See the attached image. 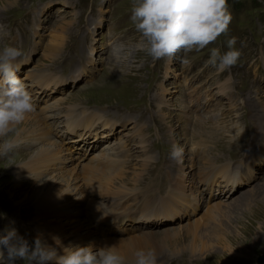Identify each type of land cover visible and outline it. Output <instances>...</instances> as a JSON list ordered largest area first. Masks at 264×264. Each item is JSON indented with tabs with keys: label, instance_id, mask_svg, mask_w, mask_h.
<instances>
[{
	"label": "rangeland",
	"instance_id": "obj_1",
	"mask_svg": "<svg viewBox=\"0 0 264 264\" xmlns=\"http://www.w3.org/2000/svg\"><path fill=\"white\" fill-rule=\"evenodd\" d=\"M228 4L233 19L227 35L200 52H178L172 61L160 59L153 62L136 47L140 36L130 22L131 0H0V49L11 45L24 52L20 59L25 64L21 66L24 68L21 75L28 70L29 75L32 72L42 76V70L51 68L59 73H76L57 83L73 82L63 91L56 88L62 92L52 101L57 97L58 103L54 106H61V116L56 115L58 112L46 111L52 105L29 114L13 133L20 141L19 147L8 157H0V232L6 227H14L30 243L33 236L39 235L36 224L30 223L32 209L23 210V217L18 214L17 205L27 198L26 195L14 198L12 192L18 189L11 191L12 172L37 159L45 160L46 164L32 177L28 196L38 190L36 187L47 186L63 191V187L68 186L71 189L66 193L68 201H71L65 207L68 215L61 219L66 221L57 222L64 228L77 222L80 227L75 235L86 237V229L92 232L82 224L88 200L82 194V173L78 171L84 164L99 161L100 156L106 153H88L94 148L93 143L88 147L89 140L86 145L80 143L86 148L81 156L68 153L64 147V152L57 154L48 149V143L56 141L59 144V141L53 131L50 136L43 127L47 121L52 123L50 125L58 123L69 108H82L122 123L125 121L126 127L117 130L114 137L115 150H108L105 155L114 157L123 146L119 136L129 132L131 138L125 144H128L126 147L130 152L123 164L128 172H124V176H129L132 167L134 169L137 161L145 155L153 158L152 161L141 159L138 170L145 174L143 183L138 188L125 190H151L156 188L161 176L169 182L173 173L170 170L173 169L174 173L176 170L169 160L174 145L183 148L184 172L187 177L196 175V181L199 180V169L189 167L191 157L197 166L206 159L213 164L232 162L235 169L243 168L245 176L253 169V176L243 178L238 174L234 189L238 191L235 194L228 196L224 190L223 194L213 198L217 189H223V186L216 188L210 196L204 192L200 200L194 202V209L189 214L174 216L170 213L173 216L170 222L142 227L148 232L141 229L129 237H111L115 248L123 249L134 240H142L146 250H153L161 264H253L264 254V92L259 90L264 86L255 85L252 81L256 78L247 71L250 66L255 73L264 67V0H228ZM232 37L236 38L235 48L241 51V56L235 66L217 72L207 63L210 49L219 47L222 53L227 51V41ZM59 43V48L54 47L49 54L51 46ZM113 48H119V61L113 55ZM185 59L188 64L183 63ZM61 60L65 62L63 68ZM89 61L90 65L87 64ZM69 65L73 69L65 70ZM159 85L164 91L161 92ZM160 94L165 99L161 106L168 115V125L166 121L160 122L157 116L160 105L154 97ZM206 97L213 99L208 100L212 102L207 108L203 105ZM191 106L194 108L189 110ZM43 110L45 117L50 116L48 119L44 117ZM130 123L133 124L132 131ZM139 125L143 127L135 133ZM247 132L250 137L245 139ZM142 136V141L147 139L148 142L138 150L132 146L131 139L138 140ZM187 137L192 140L188 141ZM199 145L206 147L207 152H199L197 156L194 151ZM255 153H260V157L254 156ZM86 157L89 161H84ZM134 177L139 179L140 176L137 173ZM187 181L185 178V183ZM246 181L247 184L242 186ZM107 183L109 181L103 179L99 185L107 187ZM22 193L17 192L19 195ZM95 204L89 202L88 209L91 210ZM7 205H11V210ZM6 212L9 215L6 216ZM91 223L92 228L94 223ZM132 227L128 228L131 232ZM159 255H172V259ZM17 264L27 262L18 261Z\"/></svg>",
	"mask_w": 264,
	"mask_h": 264
},
{
	"label": "clouds",
	"instance_id": "obj_2",
	"mask_svg": "<svg viewBox=\"0 0 264 264\" xmlns=\"http://www.w3.org/2000/svg\"><path fill=\"white\" fill-rule=\"evenodd\" d=\"M233 17L228 0H131L130 22L139 34L136 47L153 62L178 53L200 52L227 35ZM236 38L228 39V50L210 49L208 65L217 72L235 66L241 51L235 48ZM119 48L113 55L119 61ZM24 52L15 46L0 49V157H8L20 144L16 129L36 110L32 95L17 76L18 61ZM183 63L188 64L185 59ZM177 163L183 161V148L174 145L169 154ZM55 246L48 245L40 235L30 243L14 227L0 232V264H127L114 246L96 247L70 245L65 247L53 236ZM132 264H157L153 250L133 252Z\"/></svg>",
	"mask_w": 264,
	"mask_h": 264
},
{
	"label": "bare ground",
	"instance_id": "obj_3",
	"mask_svg": "<svg viewBox=\"0 0 264 264\" xmlns=\"http://www.w3.org/2000/svg\"><path fill=\"white\" fill-rule=\"evenodd\" d=\"M61 39H62V37H61ZM59 45H60V43L55 44V46H51L49 54L51 52H53L54 47L59 48ZM27 61H28V59H27ZM18 63L20 64V68H19V71L17 72V75L22 72V69H24V68H21L22 63L20 61H18ZM90 63L91 62L89 61L87 64L90 65ZM27 72H28V70H26L25 74ZM25 74H23L22 76H25ZM43 79H44V77H41L40 81H42ZM23 83L25 84V86H27V83H25V82H23ZM57 83H56V85H57ZM130 83H132V82H130ZM64 84L69 85L68 81ZM159 88H161V92L164 91L161 86ZM62 89H63L62 87H59L58 90H62ZM197 89L192 88V90H197ZM189 93H188V95H189ZM162 96H163V94L157 95L154 97V99L156 100V103L159 102V105H160L159 106L160 108H159V111L157 114L159 121L164 123V121H166V119H168V115L165 114V112L163 110V106H161L163 101L165 100ZM188 97H191V96H188ZM210 99H212V98H210ZM210 99H208L206 97L205 103L203 104L205 108H207L208 105L212 102V101H208ZM191 102L193 103L194 99ZM194 104L195 103H193V105ZM192 106L189 108V110H192L191 108H194ZM73 109H75V108H73ZM69 110H72V109L69 108L68 110H66L65 114H68L67 112ZM82 111L83 110H81V112ZM62 113L63 112H58L57 114L56 113H54V114H56L57 116H61ZM65 114H64V116H66ZM68 115L71 116L72 114L70 113ZM95 116L96 115L91 116L90 122H93L96 119ZM44 117H45V114H44ZM49 117L50 116H46L45 118L48 119ZM46 119H45V122H46ZM168 121L165 122L166 125L169 124ZM55 123H57V121ZM134 123H135V121H134ZM41 124L43 125L42 121H41ZM54 125L49 124L48 126H43L50 136H51V130L55 127ZM117 125L119 126L120 129H124L126 127V123L117 122ZM56 127H57V125H56ZM140 127H143V126L139 125L137 127V129L134 130V132L136 133L137 131H139ZM129 129H130V131H132L133 124L130 125ZM106 132H108V133L111 132V129H107ZM128 134H129V132H123L119 136L118 140L122 141L123 146L120 147V149L115 153L114 157H108V156H105L106 154H102L100 156L99 161L95 160L94 162H90V164H84V166L81 168V170L78 171V172L82 173V177H81L82 194L84 196V199L88 200L86 211L84 212L85 216H83L84 218H83L82 224H84L83 225L84 228L87 226L92 230V232H89L88 229L85 230L84 236H86V237H83L81 235H75V232L80 227V225H78L77 222H74V224H72V226H69V224H67L68 228H64V226H62L61 224H59L57 222L59 220L61 221V223L66 221V219H63V220H61V219L68 215L65 212L66 211L65 210L66 205L71 203V201H68L69 196H67V194H66L67 192L71 191V189H69L68 186L65 185L63 187V191H61L60 188L51 189V187H47V186L46 187H42V186L36 187L38 190H35L31 196H28V193L31 191V186H29V184H31L30 183L31 179L34 175H37L38 171L42 167H45V164H46L45 160L37 159V160L32 161L31 163L22 164L21 166L17 167L12 172V175L14 177V181L12 183L11 191L18 189L17 191L12 192L13 197L17 198V197L24 196V195H26V197H27L24 201L18 203V205H17L18 214H19V216L23 217V215H22L23 210L32 209L33 216H32V220L30 221V223L33 225L36 224V226L38 227L39 235L42 237V239L48 245L55 246L53 243L52 237L56 236V237L60 238L62 244L65 247L70 246V245L81 246L84 243H89L92 245L94 244L97 247L100 245L101 246H105V245L113 246L114 241H112V239H110L111 237H129V236H132L134 234H138V232L133 233V232L129 231V229H128V228L132 227V225L134 224L130 219L125 217V216H127L125 211L127 210L128 206L126 208H124V210L121 212L118 211V209H119L120 204L125 202V200L128 196L132 198V201L137 200V197H135L134 195H130V194H132L141 185V183H143L142 181L144 179L143 177L145 174L143 173V171L141 172L138 170V167L141 164V159L148 158L150 161H152L153 158L150 155L149 156L147 155V157H145L146 155L145 156L143 155L144 157L142 156L143 158H141L139 161H137L138 165L134 166L135 167L134 169L132 167V169L130 170L129 176H124L123 173L126 171L128 172V170H124L123 167L126 165L123 166V164L125 163V159L127 158V156L129 155V152H130V148L126 147V145H128V144H125L126 141H128L127 139L131 138V136H129ZM53 135H54V133H53ZM54 136L57 137L56 135H54ZM134 139H135L134 137L131 139V142L134 143L133 145L132 144L131 145L134 146V148L137 147L138 150H142L143 147L148 142L147 139L142 141V139H144L143 136L141 138H139L138 140H134ZM89 140L91 141V143L88 144V147H92V143L94 144V148L89 149V151H88V153H90V154H91L92 150H99L100 147L103 146V145H100V141H97L95 139H82L81 141H78L76 139L70 140V139L64 138L62 140L57 139V142L59 141L58 142L59 144H57L56 141L49 142L48 143L49 144L48 149L54 150L58 154V153L63 151V147H64L68 151V153H70V154H72L74 151L77 154H83V152H85L86 148H84L82 145H80V143L83 142V144L86 145L87 141H89ZM106 140L109 142V143H107L109 145H114L116 143L115 138L106 139ZM187 140L189 141L192 139L187 137ZM60 142H62V143H60ZM64 144H67V145L64 146ZM138 144H139V146H137ZM192 144H193V142H192ZM104 145H106V144H104ZM78 148L80 149L79 151H77ZM146 149L143 150V154L146 152ZM70 150H72L73 152H71ZM100 153H106V152L99 150V152L97 154H100ZM196 155L199 156L200 153L197 152ZM85 160H88L87 157L84 158V161ZM169 160L171 162L172 168L176 167L175 173H174L173 169L170 170L173 173H172V178L169 181L173 187L172 191L174 193V200H173L172 204H170L167 207H162L160 211L167 212V214H169V218H173V216L170 215V213L173 214L174 216H176L177 214L181 215L182 213H185V214L191 213L192 209H194L192 207V205L194 204L195 201L198 202L200 200V198L202 197V194L204 193V191H202L203 187L200 186L199 183L203 182L205 177L200 178V175H202L206 170H208L211 167L218 165V164H213V162H211L209 159H206L202 165L197 166L195 163V160L192 159V157H191L189 159L190 160L189 161V167L192 168V167L196 166L199 169V172L197 174V177L199 178V180L196 181V175L190 174V177H187L186 172H184L183 161H182V163H177L175 160H172V159H169ZM117 162H118V164H117ZM144 168H145V166H144ZM153 171H155V170H153ZM153 171H152V174H153ZM221 171H224L227 173L228 169L224 170V168H222ZM137 173L140 176L139 179H136L134 177V174H137ZM164 174H165V172H164ZM207 174L208 173H206V175ZM130 175L132 177H130ZM168 175H170V174H168ZM216 175H217V173L214 174V176H216ZM237 176H239V175L236 174V179H237ZM185 178L188 179V181H187L188 183H185ZM103 179H107L109 181V183H107L108 184L107 187H101L99 185L100 181H102ZM137 181H139V182L137 184H135V182H137ZM209 183H212V181H209L208 184ZM193 184H196V187H194ZM236 185H237V183H235L233 185V187L226 185V186H223V189L222 188L217 189V192L215 195H213V198L216 196H220V194H223L224 190L227 192L228 196L232 195L233 190L236 188ZM24 186H25V188H23ZM136 186H137V188L134 190H125V189H133V187H136ZM184 190H185V192H184ZM18 191H22L23 192L22 195L17 194ZM144 191H145V189H144ZM91 196H93V197L89 198ZM84 202H85V200H84ZM89 202L96 203L91 210L88 209V203ZM7 206H8V210H11V205L10 206L7 205ZM180 206H183L182 210H180ZM176 210H178V211H176ZM7 212H6V216L9 215V214H7ZM120 214H123L124 216L116 224L118 225V228L121 232H119L118 234H111L105 239L99 238L97 236L95 230H94V226L91 228V226L89 225L90 220H92L93 223H95L96 221H98L102 217L117 216ZM70 219L71 218L68 219V221H67L68 223H69ZM156 223H159V222H156ZM156 223L140 224L137 226H138V229L140 230L139 232H141V229L146 230L145 228H142V227L151 226V225H154ZM160 223H161V221H160ZM123 230H124V232H123ZM146 231L148 232V230H146ZM146 236L152 237L151 234H147ZM33 239H34V236H33ZM33 239L31 240V242L33 241ZM147 241H152V239H148ZM146 248L147 247H146L145 243L142 242V240L141 241L134 240V241L130 242V244L127 247H125L123 249H117V248L116 249L120 253L125 254L128 257L126 259H131L130 261H127V264H132L133 259H134L133 258V252L135 250H138V249L146 250ZM160 257L161 258L166 257L168 259L169 258L172 259V255H163ZM157 264H161V263L157 262Z\"/></svg>",
	"mask_w": 264,
	"mask_h": 264
}]
</instances>
